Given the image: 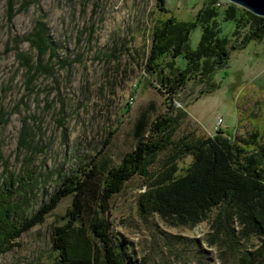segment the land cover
I'll use <instances>...</instances> for the list:
<instances>
[{"label": "rangeland", "instance_id": "374dc122", "mask_svg": "<svg viewBox=\"0 0 264 264\" xmlns=\"http://www.w3.org/2000/svg\"><path fill=\"white\" fill-rule=\"evenodd\" d=\"M204 1L0 0V109L5 118L0 145L8 171L23 174L25 158L33 157L30 165L41 178L34 208L84 164H116L133 147L139 114L145 112L151 120L166 110L158 81L143 70L149 29L170 15L192 19ZM229 3L234 2L216 0L220 7ZM39 20L53 42L40 66L26 38ZM220 28L231 42L245 30L235 37L232 20L221 21ZM199 37L197 26L191 31V47ZM177 63L184 65L182 56ZM215 79L218 86L206 93H200L202 83H186L175 99V107L186 115L174 138L187 131L239 133L252 124L264 125V37L230 48L228 63L217 69ZM22 128L26 140L20 142ZM167 152L159 154L151 169ZM189 159L185 156L180 164ZM144 183L135 174L109 200L111 233L124 264H264V257L250 260L243 254L260 245L257 236L244 239L240 248L208 243L213 211L194 225L175 224L157 214L140 217L136 197ZM71 199L72 194L61 197L43 221L22 232L0 253V264H55L51 233L66 220Z\"/></svg>", "mask_w": 264, "mask_h": 264}, {"label": "trees", "instance_id": "16d2710c", "mask_svg": "<svg viewBox=\"0 0 264 264\" xmlns=\"http://www.w3.org/2000/svg\"><path fill=\"white\" fill-rule=\"evenodd\" d=\"M223 20L234 22L235 37L245 29L240 39L231 42L221 34ZM158 22L149 29L143 70L158 81L155 86L165 95L166 110L151 120L145 112L139 114L133 126V147L116 164L98 160L84 164L65 175L48 199L34 208L41 178L30 165L33 157L25 158L23 174L8 171V158L0 145V253L43 221L61 197L72 194L66 220L51 233L55 264H124L111 233L109 200L138 174L145 179L136 197L140 217L157 214L175 224L194 225L213 211L208 243L240 248L244 239L257 236L260 245L243 254L250 260L264 257V125L252 124L239 133L221 128L211 134L187 131L174 138L186 115L185 109L175 107V99L186 83H202L200 93L214 90L218 86L215 73L227 65L230 48L264 37V16L234 3L220 7L216 0H205L192 19L170 15ZM197 26L200 37L191 47V31ZM26 38L36 50L35 64L42 65V55L53 46L45 22L37 21ZM179 56L184 59L182 66L177 63ZM26 59L28 67H33L31 56ZM4 120L0 109V123ZM25 137L22 128L20 142ZM166 150L159 165L151 169ZM187 155L189 161L180 164Z\"/></svg>", "mask_w": 264, "mask_h": 264}, {"label": "water", "instance_id": "95a60500", "mask_svg": "<svg viewBox=\"0 0 264 264\" xmlns=\"http://www.w3.org/2000/svg\"><path fill=\"white\" fill-rule=\"evenodd\" d=\"M245 7L253 13L264 15V0H229Z\"/></svg>", "mask_w": 264, "mask_h": 264}, {"label": "built area", "instance_id": "2783aa9c", "mask_svg": "<svg viewBox=\"0 0 264 264\" xmlns=\"http://www.w3.org/2000/svg\"><path fill=\"white\" fill-rule=\"evenodd\" d=\"M222 121V118L221 117H219V119H218V122H221Z\"/></svg>", "mask_w": 264, "mask_h": 264}]
</instances>
